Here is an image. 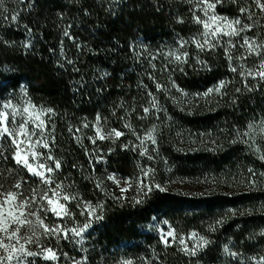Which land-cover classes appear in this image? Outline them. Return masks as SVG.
Returning a JSON list of instances; mask_svg holds the SVG:
<instances>
[{
	"label": "trees",
	"instance_id": "obj_1",
	"mask_svg": "<svg viewBox=\"0 0 264 264\" xmlns=\"http://www.w3.org/2000/svg\"><path fill=\"white\" fill-rule=\"evenodd\" d=\"M4 6L20 12V23L0 21V98L29 99L55 110L53 150L63 163L64 176L75 183L85 200L104 204V219L93 224L84 244L88 251L82 253L79 246L66 243L65 252L76 259L86 256L87 264H120L123 259L142 264L144 260L151 264H226L230 258L224 254L225 245L246 256L264 251V237L249 239L250 234L264 229V178L256 177V188L246 179L248 168L264 172V162L252 148L231 142L237 128L264 115V88L245 89L241 77L230 71L221 49L197 54L194 46H187L191 57L188 64L181 65L184 72L157 55L178 47L177 34L189 38L195 32L197 26L191 21V5L186 0H122L119 4L113 0H25L24 4L4 0ZM216 11L232 18L238 15V6L225 0ZM254 11L257 18L264 17L259 9ZM177 17H183L185 23H177ZM25 25L32 29L30 34ZM65 28L75 42L63 35ZM257 33L264 35L259 29ZM197 55L211 70L196 64ZM152 56H156L151 60L155 70L149 64ZM65 57L74 63L68 64ZM254 60H237L236 64L250 67ZM165 65L176 70L164 72ZM150 73L165 91H156ZM169 76L187 96L172 87ZM220 81L228 82L221 94L196 97ZM149 90L163 111L141 120L143 107H151ZM97 114L105 118L108 129L125 135L114 138L115 143L97 140L95 146L91 144L87 137L95 132L82 125L94 123ZM126 123L140 135L156 127L157 144L145 145L154 159L139 155V149L131 150L139 141ZM124 144L129 147L125 149ZM141 168L154 169V181L146 184L151 191L134 186L124 200L114 199L121 193L112 181L104 179L102 192L92 180L115 173L135 182L143 175ZM179 182H196L202 189L197 194L184 193L173 187ZM135 198L142 203H135ZM70 207L82 224L79 209ZM222 217L223 225L208 232L207 225ZM164 223L179 235L196 231L213 243L190 259L177 251V245L165 248L160 242L158 228ZM153 256L157 259L152 260Z\"/></svg>",
	"mask_w": 264,
	"mask_h": 264
},
{
	"label": "snow or ice",
	"instance_id": "obj_2",
	"mask_svg": "<svg viewBox=\"0 0 264 264\" xmlns=\"http://www.w3.org/2000/svg\"><path fill=\"white\" fill-rule=\"evenodd\" d=\"M15 2L24 4L25 0H15ZM113 2L119 4L122 0H113ZM231 2L238 6V15L229 18L216 11L217 5L225 3V0H186V3L191 5L188 9L191 13V21L197 26L195 32L189 38L177 34L178 47L170 48L166 53L158 52L157 55H162L169 63H175L178 70L184 72L181 65L188 64L191 57L187 46H194L197 54L221 49L224 58L228 61L230 71L241 77L244 88L249 92L261 90L264 88V35H258L257 29L264 33V23H261L264 17L257 18L254 9H259L260 13L264 14V0H231ZM5 20L19 24L20 12H10L4 6V0H0V21ZM176 22L183 24L185 20L183 17H177ZM24 27L29 34L32 32L27 25ZM68 27L70 28L71 25ZM63 35L75 42V37L70 34L68 28L64 29ZM24 47L30 45L25 44ZM77 47L79 48V45ZM182 49L184 51H181ZM61 55H64L63 41H61ZM252 57H255L252 66L246 67L245 64H240L237 67V60L247 62ZM155 59L156 56H152L149 60L153 70L156 66L151 64V60ZM194 59L202 68L211 70L207 61L200 59L199 55ZM65 60L68 64L74 63L67 57ZM60 66L63 67L62 64ZM73 70L79 71L76 68ZM175 70L169 69L167 65L162 69L164 72ZM148 78L155 84L157 92L165 91L164 86L152 73ZM249 80L257 83L253 85ZM169 81L176 91L184 96L188 95L171 79V76ZM227 83L220 81L215 87L195 95L197 98H207L212 93L219 95L221 90L227 87ZM142 86L148 88L146 84ZM236 92H241V89L237 88ZM146 94L151 98L149 101L151 107H143V115L138 117L141 120L152 112L163 111L159 107L156 95L150 90ZM23 95L27 97V92L25 91ZM55 115L54 109L35 105L29 99L0 98V264H40L41 261L44 264H87L86 256L77 260L63 250L64 245L67 243L79 246L78 251L86 253L88 249L84 244L91 236L89 230L93 224L104 219V204L85 200L76 191L75 183L68 181V177L64 176L63 163L53 150L56 138L53 135L55 129L52 117ZM156 119L160 117L157 115ZM82 126L93 128L95 136H88L87 139L94 146L97 140H111L115 143L114 138L125 135L115 128L108 129L105 118L100 114H97L94 123L91 125L84 123ZM124 126L139 141V144H132L131 150L139 149V155L147 156L148 160L154 159L145 145L147 142L153 146L157 144L156 127L153 126L140 135L131 124L126 123ZM69 131L71 132L72 129L69 128ZM76 131L79 132L80 129L77 128ZM74 138L80 141V137ZM231 142L243 143L252 148L257 158L264 162V115H260L259 119L253 117L243 129L237 128ZM123 147L127 149L129 145L124 144ZM85 151L86 154L91 155L87 149ZM100 159L102 157L96 162L99 163ZM141 172L142 177H137L135 182L132 178L117 177L115 173L100 179L92 177V180L95 187L102 192L104 179L112 181L121 193L120 196H114V199L124 200L126 199L124 194L134 186L139 191H143L145 187L151 191V186L145 185L144 181L154 178L151 176L154 169L141 168ZM247 172L249 173L246 178L247 183L251 188H256L258 185L256 177L264 178V172L257 173L253 168H248ZM155 187L159 188L160 185ZM135 203L139 204L142 201L135 198ZM72 205L79 209L78 215L84 217L82 224L77 221V213L70 207ZM223 223V217L217 219L207 225V231L215 232ZM256 236L264 237V229L250 234L249 239H255ZM190 241L191 246H189ZM160 242L165 248L177 245V251L190 259L196 258L213 243L208 236L199 232L192 231L187 236H183L171 227L167 231L160 230ZM223 251L230 258L226 264H264V251L256 256H246L228 245H225ZM156 259V256L152 257V260ZM121 264H133V262L124 260ZM143 264H151V261L144 260Z\"/></svg>",
	"mask_w": 264,
	"mask_h": 264
},
{
	"label": "rangeland",
	"instance_id": "obj_3",
	"mask_svg": "<svg viewBox=\"0 0 264 264\" xmlns=\"http://www.w3.org/2000/svg\"><path fill=\"white\" fill-rule=\"evenodd\" d=\"M152 181H154V180L145 179L144 182H145V185H146L148 182H152ZM173 187L176 190H178V191H181V192H184V193H188V194H197L202 189L201 184L196 183V182L195 183L194 182H179V183L173 184ZM170 227L171 226L169 224H167V223L159 225V228H158L159 236H160V230L167 231ZM189 246H191V241L189 242ZM77 260H80V259H77ZM124 260H127V259H123L122 261H124ZM121 262H120V264H121ZM132 262H133V264H142V263H139V262H134V261H132ZM40 264H44V262L41 261Z\"/></svg>",
	"mask_w": 264,
	"mask_h": 264
}]
</instances>
